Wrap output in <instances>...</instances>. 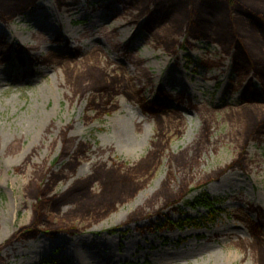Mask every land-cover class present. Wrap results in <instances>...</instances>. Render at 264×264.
I'll return each instance as SVG.
<instances>
[{
	"label": "rangeland",
	"instance_id": "obj_1",
	"mask_svg": "<svg viewBox=\"0 0 264 264\" xmlns=\"http://www.w3.org/2000/svg\"><path fill=\"white\" fill-rule=\"evenodd\" d=\"M57 1L38 0L13 21L0 19V39L11 45L9 52L0 51V264H78L74 255L81 251L88 261L83 264L100 261L111 251H91L96 242L91 244L90 235L118 239L113 249L118 264H264V93L254 67L244 81L235 79L232 61L215 34L197 40L187 33V10L192 17L200 0H183L184 11L160 24L162 14L153 13V19L145 12L139 19L142 4L130 8L129 0H67L61 7ZM151 1L148 8L157 11L159 0ZM246 1L264 10V0ZM26 3L6 0L8 17ZM145 20L155 25L151 32ZM247 37L261 50L264 63L261 33ZM78 48H98L99 59L70 67L75 74L70 82L54 60L43 61L48 53L58 60ZM107 62L117 64L107 68L124 79L121 89L139 97L143 88L151 114L165 108L182 115L171 112L156 124L141 113L142 102L135 105L124 94L117 97L119 112L88 109L94 97L95 103L103 100L102 94L93 89L82 93L76 74ZM142 68L151 81L140 78ZM245 103L256 109L244 108ZM134 117L142 118L139 126L132 123ZM82 143L93 149L83 159ZM75 162L80 165L72 166ZM128 168H140L133 183L145 182L136 192L130 183L113 184L128 178ZM51 171L67 177L53 186L50 197L98 179L88 198L59 212L43 211L33 193ZM156 192L153 207L132 221L129 214ZM121 197L117 210L101 221H92L100 215L97 208L90 215L80 208ZM205 197L213 209L198 204ZM212 213V222L197 226ZM49 220H62L70 229L47 233L53 225ZM214 233L217 237L208 242ZM134 236L142 244L146 237L156 242L140 246L137 255H124L121 250Z\"/></svg>",
	"mask_w": 264,
	"mask_h": 264
},
{
	"label": "trees",
	"instance_id": "obj_2",
	"mask_svg": "<svg viewBox=\"0 0 264 264\" xmlns=\"http://www.w3.org/2000/svg\"><path fill=\"white\" fill-rule=\"evenodd\" d=\"M134 4L141 3L143 12H149L151 18H155L153 15L156 13H160L161 19H159L158 23H162L164 21H169V19L173 18L175 15L182 13L184 11L185 3L183 0H159L158 2L152 0L151 2H157L156 10L153 11L148 8L149 0H133ZM6 0H0V19L4 21H8L11 19L12 15L16 14L11 13V17L8 8V5L5 4ZM29 3L22 5V8H25ZM200 10L196 13L189 14L187 10L186 20L184 21L185 30L187 33L192 36L194 39H211L213 38V34L217 36V40L220 44L223 45V50L226 54L233 56V75L235 79H241L240 81H244V79L249 76L250 70L254 67L256 71V76L259 79L261 85L263 86V93H264V63L261 61V50L255 49L249 41H253L251 38L247 37V33L251 32H259L264 40V10L259 5H255L254 3L248 2L246 0H228V1H218V0H200ZM5 4V5H4ZM17 10H20V6ZM20 11V14H24ZM150 31L154 29L150 25V20L147 22ZM181 30V29H180ZM251 31V32H250ZM250 43V44H249ZM172 46L168 47V51L172 50ZM256 51V53H255ZM212 64V63H211ZM105 76V75H104ZM252 79L248 81V84L251 85ZM95 90L101 93L100 89ZM83 92V91H82ZM86 94V92L84 93ZM260 128L264 129V119L260 123ZM67 136V133H64V136ZM73 142V140H70ZM79 153V151H78ZM78 157V156H77ZM118 170V169H117ZM117 170H113L112 173L117 174ZM140 168H137L136 171L134 170L132 173L125 175L128 177L127 179H122V177L117 178V184L113 183L115 187L127 185L128 183L132 184V190H138V183L135 184L132 182L133 180V173H138ZM119 171V170H118ZM125 177V178H126ZM62 176L57 174L56 172L51 171V175L47 179L46 182L36 186V191L33 193L36 200L40 202L43 211L51 209L52 211L59 212L61 208L69 205V204H76L79 200L88 198L92 193L91 186L96 182V179L85 182L81 181L75 184L68 192L62 195H55L50 197V191L52 190L53 186L60 182ZM122 184V185H121ZM131 189H128L130 192ZM171 195V194H170ZM168 196V195H167ZM173 194L171 198H173ZM124 200L121 198H114L113 200L107 201L103 204H98L95 208L92 209V205H81L80 208L82 212L89 213L94 209H98L97 212L100 213V216H103L108 210L115 209L116 203L119 201ZM202 206L209 207L213 209L211 203H209L208 199L202 198L198 202ZM93 212V211H92ZM43 214V213H42ZM89 213L88 215H90ZM213 218L203 217L200 221L197 222V226H204L209 224L214 220L215 214H211ZM67 217V216H66ZM73 216L69 215L67 218H71ZM211 217V216H210ZM94 216H92V219ZM73 222V221H71ZM53 224V221L49 220L47 224ZM67 226V225H66ZM70 228H66L63 226L62 220L58 223L53 224L49 228L45 229L47 233H54L62 230H69ZM49 230V231H48ZM37 232L43 233V230H39Z\"/></svg>",
	"mask_w": 264,
	"mask_h": 264
},
{
	"label": "bare ground",
	"instance_id": "obj_3",
	"mask_svg": "<svg viewBox=\"0 0 264 264\" xmlns=\"http://www.w3.org/2000/svg\"><path fill=\"white\" fill-rule=\"evenodd\" d=\"M37 1L38 0H29L28 5L25 8H22L20 6V10H18L16 12V14L12 15L11 19H9L8 21H4V20H2V21L4 23H9V22L13 21V19L15 17L21 15L20 11H26L27 12L28 9H30L31 7H34L37 4ZM57 2H58L59 7L64 6V5H68L67 4V0H58ZM75 2H79V0H75ZM127 6H129L130 8H132V7L135 8L136 7L134 5V1L133 0H129L127 2ZM139 7H137L139 9L138 13L140 14L139 15V19L140 18L142 19V18H144L143 14L146 15V13H144L143 9L141 7L140 8ZM22 13H24V12H22ZM133 19L136 20V16H133ZM145 23H146V26L149 28L146 20H145ZM71 38H72V41H73L74 38L73 37H71ZM4 40H5L4 38L0 39V51L2 52V54L5 53V52H9L11 50V48H9V46H11V45L7 44ZM249 42L254 47V42L253 41H249ZM32 47L34 48L36 46L33 45ZM97 49L98 48H86L83 51H81V48L80 49L79 48L75 49L74 51H73V49H71L68 52V54L66 55V58H64V59L58 58V60H56L54 58L52 59L51 53H48L47 56H45L43 58V61L45 63H47V61H49V60L50 61L54 60L55 64H59L60 65L59 66L60 72H65L67 81L70 82L71 79H73L74 75H75L74 72L70 69V67L75 66L77 63H82L83 61L84 62L85 61L93 62V61L98 60L100 52H98ZM18 51L20 52V49H18ZM80 52L82 54H81V56H78V55H80L79 54ZM255 53H256V51H255ZM129 55L130 54H128L126 57H128ZM4 57H5V59L9 58L10 55L7 54ZM74 57H76V58H74ZM114 63L115 62H107V63L104 64L105 65L104 67L100 66L99 64L94 63V64H92V66L89 65L88 67H86L87 73H84V70H82V71H80V73L76 74V80H77V82L79 83V86H80L79 90H81L83 92H86L89 89H93V90H95V88L96 89H100L101 90V94H102V98L105 101L104 102L103 100H101L99 103H95L94 99H96V98L94 97L92 103H90L91 105L89 104L90 107H88V109L93 107L94 109H98V112H102L105 109L106 110L108 109V111H111V112L112 111H117L119 108H121V106L119 105L120 99H117V97H119L120 95L124 94L128 98V100H130V101L133 100L135 105L136 104L139 105L138 103L142 102V104L139 105V107L141 108V113H144L145 116L148 117L149 120L151 118L152 119L154 118L156 120V124L158 122H161L162 120H164L165 117L167 116V114H169L171 112H172V114H174L173 115L174 117L182 115L179 111H174V110H171L170 112H165V110H167L165 108H163V110H162V111H164V113H157V114L152 113L151 114L150 111L152 109V106L148 105L147 102H145L144 98L141 96L143 88H141L138 91L139 97H137L136 95H132L134 93L126 92V90L121 89V86H118L119 83H124L125 81H124V79L122 77L117 79V76H113V75H111V72H109L107 66H110L111 64L117 65V64H114ZM208 63L209 64L212 63L213 66L215 64L214 62H208ZM98 67H100V69ZM142 70L143 71L141 73L140 78H143V79L145 78V79H148V80L151 81L152 76L150 75V73L148 71H146L147 69L146 68H142ZM60 72H58V71L56 72L55 78L60 74ZM104 75L108 76L109 78H105ZM85 76H86V78H85ZM108 79H110V80H108ZM84 80L89 81L86 86L84 85L85 84ZM93 85H95V86H93ZM76 95L79 96L80 95V91H78V94H76ZM83 96L84 95L82 94L81 97H83ZM120 97H122V96H120ZM108 104H111L110 108L108 107ZM244 108H246V109H256V108H252V106H250V104H246V106H244ZM180 110H183V109L180 108ZM183 111H185V110H183ZM117 112H119V111H117ZM141 121H142V118L139 119V117H134L132 119V123L137 125V126L140 125L139 123ZM71 139L73 141L76 140V138H74V137H72ZM14 144H13V146H14ZM10 146H12V145H10ZM10 146H8V147H10ZM80 150L82 151V155L79 157L81 159H83L84 157H87L88 153L89 154L93 153V149H92L91 145H89V144H83L82 143ZM79 165H80L79 162L72 163V166H74V167H77ZM249 169H250V165H246V170L249 171ZM64 170H65V168L62 169L63 172H64ZM133 171H134V168H128V170L126 172H129V173H126V174L129 175ZM66 177H67V175L63 174V176H62V178L60 180L62 181L64 179H66ZM207 178H208V176H207ZM135 183L136 182H134V184ZM144 185H145V182L144 183L138 182V187L142 188V187H144ZM162 186L163 185H161L159 187L158 191L162 190ZM68 190L69 189H67L66 192H68ZM159 193L156 192V195H155L156 197L153 198V200H151V201L149 200L148 203H146L145 205L144 204L140 205L137 209H135L133 212H131L129 214L131 220L135 221L136 219L143 217L144 216L143 214L147 213L148 208L149 207H151V208L153 207L154 204L151 203V202L157 200V194L160 195ZM169 196H171V195L169 194ZM166 202L167 201L165 200V204H166ZM162 206H164V205H161V207ZM114 208L115 209L108 210L103 216H100L97 219L93 218L92 221H101V220L109 217L110 215H112L115 212V210H117V207H114ZM88 237H87V239H88ZM108 237L109 236H105V235L104 236H91L90 235L89 238H91L92 241H93V242H91V244L96 242V244L94 246H92V250L91 251H95V250H97L100 247L108 248L111 251V252H106V254L102 257V259L100 261L89 262L90 264H92V263H97V264H118V260H116L114 258L116 253L113 252V251H117V250H113V249H117L118 246H119L118 239L117 238H108ZM216 237H217L216 233L209 235L208 236V242L214 241ZM153 241L156 242V240L154 238H150V237L147 238L146 237L144 239L145 243L142 244L141 242H139L138 237L134 236V238H132V239H130L129 241L126 242V245L124 246V248L121 251L124 252V255H127V256L131 257L132 255L136 254V251L139 250L138 248L140 246L141 247L142 246H145V247L149 246ZM147 242H150V244H147ZM78 248H79V246H78ZM192 250L194 251L196 249H192ZM84 254L85 253L81 251L79 253L77 252L74 255V257L78 259L77 260L78 264H83V263L88 262L87 260L85 261V259L83 257ZM140 254H142V253L139 252L138 255H140Z\"/></svg>",
	"mask_w": 264,
	"mask_h": 264
}]
</instances>
